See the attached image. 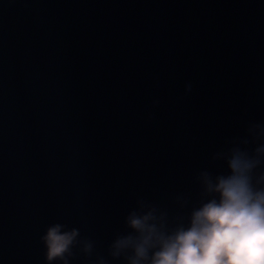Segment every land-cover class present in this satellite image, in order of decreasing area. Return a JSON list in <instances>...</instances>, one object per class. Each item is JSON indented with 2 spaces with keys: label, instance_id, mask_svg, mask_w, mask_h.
<instances>
[{
  "label": "water",
  "instance_id": "obj_1",
  "mask_svg": "<svg viewBox=\"0 0 264 264\" xmlns=\"http://www.w3.org/2000/svg\"><path fill=\"white\" fill-rule=\"evenodd\" d=\"M249 121L264 0H0V264H46L54 222L107 257L139 197L194 194Z\"/></svg>",
  "mask_w": 264,
  "mask_h": 264
},
{
  "label": "clouds",
  "instance_id": "obj_2",
  "mask_svg": "<svg viewBox=\"0 0 264 264\" xmlns=\"http://www.w3.org/2000/svg\"><path fill=\"white\" fill-rule=\"evenodd\" d=\"M212 159L219 169L197 171L195 193H177L172 207L139 197L107 257L79 228L49 224L40 237L46 264L81 256L84 264H264V121H249Z\"/></svg>",
  "mask_w": 264,
  "mask_h": 264
}]
</instances>
